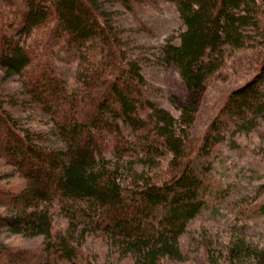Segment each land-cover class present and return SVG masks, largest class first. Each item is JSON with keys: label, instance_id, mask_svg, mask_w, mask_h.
<instances>
[{"label": "trees", "instance_id": "obj_1", "mask_svg": "<svg viewBox=\"0 0 264 264\" xmlns=\"http://www.w3.org/2000/svg\"><path fill=\"white\" fill-rule=\"evenodd\" d=\"M105 1L22 0L17 20L0 15L1 78L18 77L24 100L49 119L58 139L40 142L0 98V158L23 180L0 198L9 210L0 213V227L45 238L36 249H8L7 263L96 264L82 246L90 232L130 264L182 261L178 237L204 207L207 187L193 169L190 130L199 95L227 49L251 47L259 58L224 97L210 128L220 115L231 134L264 119V0H166L183 28L177 42L165 41L160 57L173 61L191 92L178 116L144 92L140 59L127 55ZM117 1L130 9L134 0ZM54 46L73 51L71 83L58 72ZM218 140L209 132L203 137L204 146ZM253 253L260 263L262 254Z\"/></svg>", "mask_w": 264, "mask_h": 264}, {"label": "rangeland", "instance_id": "obj_2", "mask_svg": "<svg viewBox=\"0 0 264 264\" xmlns=\"http://www.w3.org/2000/svg\"><path fill=\"white\" fill-rule=\"evenodd\" d=\"M21 1L0 0V15L4 13L1 20H17ZM102 6L119 32L127 55L140 59L146 80L144 92L156 104L178 116L191 92L173 61L160 57L165 41L172 37L177 42L178 31L183 28L174 4L166 0H134L129 9L117 0H106ZM12 23L16 25V21ZM53 57L61 77L68 83L73 82L76 72L73 51L54 46ZM224 58L216 75L199 95L197 116L190 130L197 148L191 154V161L195 174L207 185L206 203L179 235L183 259L174 264H207L210 259L218 264H264V119L247 131L231 134L229 121L220 115L218 127L210 128L227 93L250 75L259 58L258 50L227 49ZM0 98L21 128L35 133L45 145L56 144L58 139L49 119L24 100L17 76L2 79L0 74ZM208 132L219 140L204 146L203 137ZM22 184L14 167L0 158V198ZM7 211L0 199V213ZM54 222L56 226L63 225L62 217L57 216ZM239 240L244 242V248L234 255L230 249ZM44 241L42 234L24 235L0 227V264H10L3 256L8 249H36ZM82 246L85 255L96 264H130V259H119L110 251L100 233L85 234ZM256 251L262 254L260 263L253 257Z\"/></svg>", "mask_w": 264, "mask_h": 264}]
</instances>
